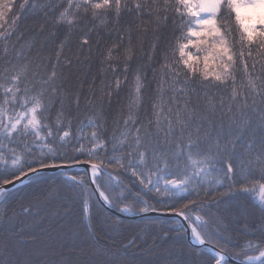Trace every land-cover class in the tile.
I'll list each match as a JSON object with an SVG mask.
<instances>
[{"label":"snow or ice","instance_id":"snow-or-ice-1","mask_svg":"<svg viewBox=\"0 0 264 264\" xmlns=\"http://www.w3.org/2000/svg\"><path fill=\"white\" fill-rule=\"evenodd\" d=\"M0 264H264V0H0Z\"/></svg>","mask_w":264,"mask_h":264},{"label":"trees","instance_id":"trees-1","mask_svg":"<svg viewBox=\"0 0 264 264\" xmlns=\"http://www.w3.org/2000/svg\"><path fill=\"white\" fill-rule=\"evenodd\" d=\"M166 35L168 36L169 40L172 39V37H171V26L169 27V30L166 33ZM77 38H78V34L74 35L73 38H72V51L73 52L75 51V42H76ZM93 39H95V37H93ZM105 39H107V38H105ZM108 43H111V41L108 40ZM190 50L192 51L193 49H190ZM177 55H178V53H177ZM96 71H97V67H96V65H93L92 72L96 73ZM130 79H131V77H130ZM73 127L75 128V124H74ZM69 171L72 172V173H80L81 175H84V172H85V170L83 168H72ZM42 175L45 178H47V182H51V178H55L56 180L62 179V176H61L60 172H58V171H56V172H44V173H42ZM44 186H45L44 184L41 185V187H44ZM34 190H36L35 187H29L28 189H26V192H31V191H34ZM110 214L114 215L112 212H110ZM166 219L172 220L174 218H168L167 217ZM128 222L136 223V222H139V221L129 218Z\"/></svg>","mask_w":264,"mask_h":264},{"label":"water","instance_id":"water-1","mask_svg":"<svg viewBox=\"0 0 264 264\" xmlns=\"http://www.w3.org/2000/svg\"><path fill=\"white\" fill-rule=\"evenodd\" d=\"M74 168H83L85 170V166H76ZM46 172H56L55 170H49V171H46ZM111 212L114 214V215H121L120 213L116 212L115 210H111ZM168 218H173V217H168ZM190 231V230H189Z\"/></svg>","mask_w":264,"mask_h":264},{"label":"rangeland","instance_id":"rangeland-1","mask_svg":"<svg viewBox=\"0 0 264 264\" xmlns=\"http://www.w3.org/2000/svg\"><path fill=\"white\" fill-rule=\"evenodd\" d=\"M192 51H195V50L193 49ZM202 66H203V65H202V63H201V67H202ZM212 67H213V63H212L211 60H209V71L212 70Z\"/></svg>","mask_w":264,"mask_h":264}]
</instances>
